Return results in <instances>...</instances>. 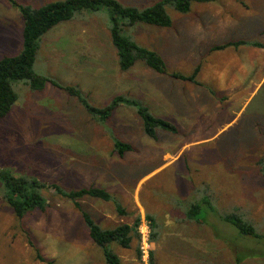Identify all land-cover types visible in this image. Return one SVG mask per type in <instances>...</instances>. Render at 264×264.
I'll list each match as a JSON object with an SVG mask.
<instances>
[{
    "label": "rangeland",
    "instance_id": "1",
    "mask_svg": "<svg viewBox=\"0 0 264 264\" xmlns=\"http://www.w3.org/2000/svg\"><path fill=\"white\" fill-rule=\"evenodd\" d=\"M39 8L64 0H15ZM146 8L160 0H119ZM172 27L137 25L127 32L158 53L169 72L191 75L201 66L199 85L160 75L137 63L126 73L107 29V16L82 13L41 41L33 71L74 86L96 106L117 95L140 100L151 114L173 124L177 134L148 137L134 109L120 107L101 125L64 91L47 84L32 91L14 84L19 99L0 120V172L35 178L66 191L91 186L108 190L126 210L86 198L84 209L103 227L133 225L141 218L131 248H111L123 264H264V240L244 237L221 216L239 208L264 235V0L194 3L181 14L169 10ZM102 15V16H101ZM23 19L9 0H0V59L23 48ZM244 41L258 43L210 50ZM115 141L132 146L119 157ZM0 181V264H47L36 258L26 232L52 264H99L104 255L89 238L71 202L44 192L46 212L20 222L4 199ZM207 199L208 202H205ZM192 203L202 211L192 219ZM155 218L158 240L149 261L141 252L139 228ZM151 225V224H150ZM151 227V226H150ZM152 227L150 242L152 238Z\"/></svg>",
    "mask_w": 264,
    "mask_h": 264
},
{
    "label": "trees",
    "instance_id": "2",
    "mask_svg": "<svg viewBox=\"0 0 264 264\" xmlns=\"http://www.w3.org/2000/svg\"><path fill=\"white\" fill-rule=\"evenodd\" d=\"M214 0H160L154 5L146 8L125 5L119 0H64L34 8L22 5L15 0H9L12 6L19 9L23 19V48L20 54L14 57L0 59V120L6 118L12 111L19 95L14 87L15 83L23 82L32 91H43L49 83L57 89L67 93L70 97L77 99L78 103L87 111L94 121L103 125L113 116L120 107L134 109L140 120L145 134L151 139H157V132L164 131L177 134L178 129L170 122L155 117L143 103L129 95H117L106 105H93L87 96L78 87L62 86L58 81L47 76L37 74L33 71L42 38L56 28L58 25L76 19L82 13L102 14L107 16V29L110 40L118 57L120 72L126 73L137 63L144 64L147 68L157 74L167 76L171 79L189 82L199 85L197 77L201 66H197L191 75L178 72H169L164 59L155 51L138 44L127 32L137 25H148L158 28L172 27L169 10L186 14L191 10L194 3H211ZM101 15V16H102ZM250 45L263 47L258 43H246L244 41L228 43L212 48L210 51H221L229 47L239 48ZM200 86V85H199ZM114 152L119 157L132 152L131 145L115 141ZM259 172L264 177V156L258 160ZM0 181L5 187L4 199L13 210L20 222L36 212H46L48 201L44 195L45 191L53 190L56 196L71 202L73 207L82 216L84 224L88 229L89 238L101 248L106 264H123L121 258L113 251V244L123 249H130L133 241L138 236V227L141 218H137L133 225H119L113 229H103L93 217L84 209L82 201L86 198L112 203L120 216H126L127 212L108 190L91 186L75 191H66L57 184L46 185L35 178L16 177L7 171L0 172ZM205 202H208L207 199ZM202 211L201 204L192 203L187 212L188 219H192ZM152 227L151 243L158 240L157 223L154 217L147 216ZM221 220L233 226L240 235L251 237L257 241H263L264 235L260 234L254 224L247 220L239 208H234L231 213L221 216ZM29 246L36 253V258L41 263L48 262L40 253L36 243L26 232ZM153 251H151L150 262L153 264ZM246 257V256H245ZM238 256L235 264H241L244 260ZM138 258L141 252L138 250Z\"/></svg>",
    "mask_w": 264,
    "mask_h": 264
},
{
    "label": "built area",
    "instance_id": "3",
    "mask_svg": "<svg viewBox=\"0 0 264 264\" xmlns=\"http://www.w3.org/2000/svg\"><path fill=\"white\" fill-rule=\"evenodd\" d=\"M150 223L146 220H143V223L141 224L139 228V234L141 237V254L143 261L145 263H148L149 261V253H150V234H151V227Z\"/></svg>",
    "mask_w": 264,
    "mask_h": 264
},
{
    "label": "crops",
    "instance_id": "4",
    "mask_svg": "<svg viewBox=\"0 0 264 264\" xmlns=\"http://www.w3.org/2000/svg\"><path fill=\"white\" fill-rule=\"evenodd\" d=\"M95 222L98 224V225H100L103 229H108V228H106V227H103L102 225H101V223H98L96 220H95ZM129 225V224H128ZM125 250H127V249H125ZM129 250V249H128ZM117 254V253H116ZM119 257L121 258V256L119 255ZM122 259V258H121ZM68 264V263H67ZM99 264H106L105 263V259L102 261V260H100V262H99Z\"/></svg>",
    "mask_w": 264,
    "mask_h": 264
}]
</instances>
